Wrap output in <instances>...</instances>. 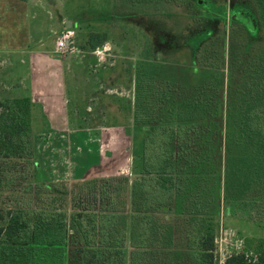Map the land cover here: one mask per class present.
Returning a JSON list of instances; mask_svg holds the SVG:
<instances>
[{"label": "trees", "instance_id": "obj_1", "mask_svg": "<svg viewBox=\"0 0 264 264\" xmlns=\"http://www.w3.org/2000/svg\"><path fill=\"white\" fill-rule=\"evenodd\" d=\"M123 1L139 13L187 3ZM253 1L264 27V0ZM108 41L107 33L85 36L91 51ZM206 52L194 54L201 81L188 84L192 93L176 78L138 70L135 155L144 184L132 204L127 178H86L71 189L45 181L32 97L0 99V264H214L221 193L231 202L255 198L264 210V53L245 62L230 51L224 94L219 72L203 82L220 69ZM224 264H264V238L246 240Z\"/></svg>", "mask_w": 264, "mask_h": 264}, {"label": "rangeland", "instance_id": "obj_2", "mask_svg": "<svg viewBox=\"0 0 264 264\" xmlns=\"http://www.w3.org/2000/svg\"><path fill=\"white\" fill-rule=\"evenodd\" d=\"M28 1L43 11L44 44L36 53H51L64 63L66 131L54 127L58 109L54 104L50 110L37 102L38 97L33 101L36 160L44 180L66 183L71 189L74 182L86 178H127L130 203L134 190L144 184L138 168L141 160L135 155L143 137L134 121L138 70L176 78L186 87L185 93H192L188 84L201 81L192 74L196 67L201 71L195 55L208 51L210 62H218L220 69L207 71L203 82L210 83L214 72H219L225 94L230 51L245 62L264 53V27L253 0H199L200 7L187 0L181 9L159 3L143 14L123 0ZM67 29L75 33L74 44L58 52L57 40ZM91 32L107 33L108 43L94 51L86 49L85 36ZM6 60L0 58V67ZM21 67L17 84H0V99L28 91ZM221 196L215 209L214 264H224L231 254L242 252L246 240L264 238V210L255 205V198L231 202ZM133 212L130 205L129 215Z\"/></svg>", "mask_w": 264, "mask_h": 264}, {"label": "crops", "instance_id": "obj_3", "mask_svg": "<svg viewBox=\"0 0 264 264\" xmlns=\"http://www.w3.org/2000/svg\"><path fill=\"white\" fill-rule=\"evenodd\" d=\"M36 5L31 1L0 0V58H7L5 66L0 67V73L4 76L0 77V84L3 87L17 84V71L22 66L20 69L25 73L22 74V81L28 90L24 94L32 97L34 102L38 97L37 102L45 103L50 110L54 104V108L58 109L54 110L57 116L53 125L59 131H66L64 63L51 53H36L44 44L41 24L43 11Z\"/></svg>", "mask_w": 264, "mask_h": 264}, {"label": "built area", "instance_id": "obj_4", "mask_svg": "<svg viewBox=\"0 0 264 264\" xmlns=\"http://www.w3.org/2000/svg\"><path fill=\"white\" fill-rule=\"evenodd\" d=\"M75 33L72 29L65 30L61 37L57 40V50L58 52H63L65 50L71 49L74 44Z\"/></svg>", "mask_w": 264, "mask_h": 264}]
</instances>
